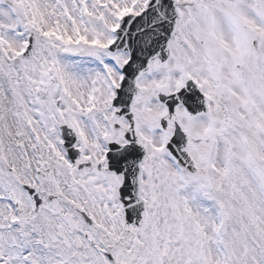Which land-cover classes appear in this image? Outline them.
<instances>
[{"label":"snow or ice","instance_id":"1","mask_svg":"<svg viewBox=\"0 0 264 264\" xmlns=\"http://www.w3.org/2000/svg\"><path fill=\"white\" fill-rule=\"evenodd\" d=\"M0 264H264V0H0Z\"/></svg>","mask_w":264,"mask_h":264}]
</instances>
